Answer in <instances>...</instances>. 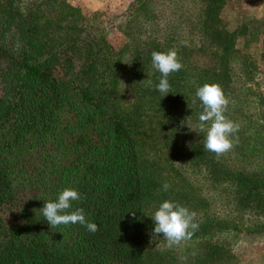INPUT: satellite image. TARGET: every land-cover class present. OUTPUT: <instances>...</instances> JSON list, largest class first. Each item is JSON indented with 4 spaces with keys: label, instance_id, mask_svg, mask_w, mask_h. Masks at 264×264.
I'll use <instances>...</instances> for the list:
<instances>
[{
    "label": "trees",
    "instance_id": "obj_1",
    "mask_svg": "<svg viewBox=\"0 0 264 264\" xmlns=\"http://www.w3.org/2000/svg\"><path fill=\"white\" fill-rule=\"evenodd\" d=\"M162 1L131 2L132 43L117 52L67 0H0V264H230L224 232L264 234V159L255 148L264 100L246 101L254 42L264 67V11L250 31L222 18L227 0ZM171 48L183 67L169 76L176 94L162 98L143 80L159 83L151 54ZM205 83L223 87L226 115L240 125L238 143L219 157L198 131L195 93ZM69 187L82 197L72 210L82 208L98 231L51 229L41 209ZM208 191L229 214L209 210ZM165 200L196 213L195 247L182 262L150 242V216Z\"/></svg>",
    "mask_w": 264,
    "mask_h": 264
},
{
    "label": "clouds",
    "instance_id": "obj_2",
    "mask_svg": "<svg viewBox=\"0 0 264 264\" xmlns=\"http://www.w3.org/2000/svg\"><path fill=\"white\" fill-rule=\"evenodd\" d=\"M151 56L152 67L161 74V77L158 84H154L151 79L146 81L144 79L146 86L161 93L162 98L169 93L176 94L172 91L169 76L180 71L183 67L178 49L171 48L163 52L153 51ZM195 95L201 101L203 108L198 117V131L206 133L205 150L215 153L217 157L231 151L238 143L236 134L240 125L226 115L230 100L223 87L219 83H205L197 88ZM188 106L191 108L190 105ZM185 121L186 119L181 121V126L186 124L190 131L198 133L197 129H193ZM169 188L170 184L164 183L163 190L167 191ZM81 198L78 190L69 187L62 190L55 201L45 202L41 211L51 229L62 225L80 224L85 226L89 232L98 231V225L88 221L82 208L72 210V203ZM129 211H131L132 217L136 218V211ZM195 216L194 211H190L179 202L165 200L150 216L154 223L153 235L163 236L169 248L178 246L181 242L190 239L198 229V224L194 222Z\"/></svg>",
    "mask_w": 264,
    "mask_h": 264
},
{
    "label": "rangeland",
    "instance_id": "obj_3",
    "mask_svg": "<svg viewBox=\"0 0 264 264\" xmlns=\"http://www.w3.org/2000/svg\"><path fill=\"white\" fill-rule=\"evenodd\" d=\"M73 6L77 7L89 24H96V27L102 29L105 34L107 42L115 48L117 52L126 51V43H132V40L125 34L126 17L125 12L133 0H67ZM165 6L172 3L173 0H164ZM155 4H164L162 0H154ZM187 4L185 0H182ZM221 16L228 23L230 28L237 27L244 22H247L250 31H254L260 25V20L264 11V0H227L221 8ZM152 29V27H151ZM146 33L141 34V38L145 39ZM128 45V44H127ZM129 47L130 44L128 45ZM128 47V48H129ZM249 54L253 56V64L255 65L254 77L252 81L247 83V86L254 92L251 96L246 98L248 106H259L260 100H264V67L262 65L261 50L257 48L256 43L251 44L248 49ZM240 84L239 81H237ZM129 88V87H125ZM262 97H259V95ZM125 99L132 98L131 95L125 92L123 96ZM258 98L260 100L258 101ZM244 100V103H246ZM264 104V103H262ZM257 114L264 115V105L256 109ZM258 137L255 148L259 157L264 159V131ZM264 164V160H263ZM209 210L215 214L226 215L230 213V205L222 197L216 196L214 192L208 191ZM150 214V211H149ZM233 214V212H232ZM242 228V227H240ZM228 238L232 244V251L228 263L230 264H264V234L250 232L249 228L245 227L242 231H230ZM222 234V235H223ZM152 235V234H151ZM151 243L158 245L161 248L169 249L168 262H182L181 255L189 254L193 250V241H183L180 245L172 248L167 247V242L158 243L159 236L152 235ZM173 261L169 257H174ZM186 259L183 261L185 262Z\"/></svg>",
    "mask_w": 264,
    "mask_h": 264
}]
</instances>
